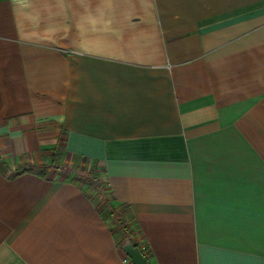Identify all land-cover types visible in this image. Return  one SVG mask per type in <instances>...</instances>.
Returning a JSON list of instances; mask_svg holds the SVG:
<instances>
[{
  "label": "crops",
  "instance_id": "0c3cea01",
  "mask_svg": "<svg viewBox=\"0 0 264 264\" xmlns=\"http://www.w3.org/2000/svg\"><path fill=\"white\" fill-rule=\"evenodd\" d=\"M121 224L264 264V0H0V264H133Z\"/></svg>",
  "mask_w": 264,
  "mask_h": 264
},
{
  "label": "trees",
  "instance_id": "16d2710c",
  "mask_svg": "<svg viewBox=\"0 0 264 264\" xmlns=\"http://www.w3.org/2000/svg\"><path fill=\"white\" fill-rule=\"evenodd\" d=\"M56 169L59 168L57 165L52 164L51 167L49 169L46 170H50V169ZM72 175L74 179H79L84 180V182H87L91 187H94L97 191L101 190V183L99 181L100 178V171L98 169L97 166H86L84 168L81 167H76L74 168V171L72 169ZM109 206V205H108ZM112 213L114 214V210H112ZM121 229L122 232L124 234V237L126 238L124 241V244L126 242V244H133L135 243L134 239H133V234L131 233L129 226L125 225V224H121Z\"/></svg>",
  "mask_w": 264,
  "mask_h": 264
},
{
  "label": "rangeland",
  "instance_id": "374dc122",
  "mask_svg": "<svg viewBox=\"0 0 264 264\" xmlns=\"http://www.w3.org/2000/svg\"><path fill=\"white\" fill-rule=\"evenodd\" d=\"M91 167L93 165H90ZM100 170V178L99 181L101 183V190L97 191L94 187H91L87 182H84V180H81L80 183H82V187L92 196H94V199H96L97 203L100 204V206L106 208L109 205L110 202V191L108 182L104 176V173Z\"/></svg>",
  "mask_w": 264,
  "mask_h": 264
},
{
  "label": "water",
  "instance_id": "95a60500",
  "mask_svg": "<svg viewBox=\"0 0 264 264\" xmlns=\"http://www.w3.org/2000/svg\"><path fill=\"white\" fill-rule=\"evenodd\" d=\"M123 249L133 264H149L148 259L144 256L137 243L125 244Z\"/></svg>",
  "mask_w": 264,
  "mask_h": 264
},
{
  "label": "built area",
  "instance_id": "2783aa9c",
  "mask_svg": "<svg viewBox=\"0 0 264 264\" xmlns=\"http://www.w3.org/2000/svg\"><path fill=\"white\" fill-rule=\"evenodd\" d=\"M124 262L125 263H130V259L129 258H126V259H124Z\"/></svg>",
  "mask_w": 264,
  "mask_h": 264
}]
</instances>
